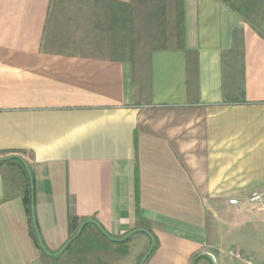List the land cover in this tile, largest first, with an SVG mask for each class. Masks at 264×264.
<instances>
[{
	"label": "crops",
	"instance_id": "0c3cea01",
	"mask_svg": "<svg viewBox=\"0 0 264 264\" xmlns=\"http://www.w3.org/2000/svg\"><path fill=\"white\" fill-rule=\"evenodd\" d=\"M137 1L0 0V264H58L35 223L57 253L89 220L154 240L144 264H245L225 226L264 212V0Z\"/></svg>",
	"mask_w": 264,
	"mask_h": 264
},
{
	"label": "rangeland",
	"instance_id": "374dc122",
	"mask_svg": "<svg viewBox=\"0 0 264 264\" xmlns=\"http://www.w3.org/2000/svg\"><path fill=\"white\" fill-rule=\"evenodd\" d=\"M165 1L168 2L169 0ZM137 2L141 3V5L154 3L152 8L154 6L157 7L155 0H138ZM143 13L147 14V22L152 25L150 27L151 33L149 32L147 37H152L154 47L156 46L155 44H160V46L164 44V41H161L159 37L161 36L160 31L166 29V27L169 32L167 45H172L176 38L174 37L176 34V22H172L170 25L167 19L161 25L163 11L152 9L141 12L138 9V25H141L139 24L140 20L144 18ZM173 27H175L174 33L171 30ZM141 37L140 39L144 41L143 35ZM225 227V232L230 234L231 243L241 246L246 255L250 254L254 264H264V212L232 217ZM115 248L116 245L107 240L96 229H89L80 243L74 244L72 250L66 251L65 255L59 257L58 264H66L67 262H70L68 264H137L140 262L142 256H139L140 252L136 246L132 245L130 252L123 259H120L121 256L116 253Z\"/></svg>",
	"mask_w": 264,
	"mask_h": 264
},
{
	"label": "trees",
	"instance_id": "16d2710c",
	"mask_svg": "<svg viewBox=\"0 0 264 264\" xmlns=\"http://www.w3.org/2000/svg\"><path fill=\"white\" fill-rule=\"evenodd\" d=\"M27 205H28V210L30 211V213L32 214V218L34 219L35 218V214H34V210H33V207H32V201H31V197H28L27 198V201H26ZM92 225L91 222H88L85 224L84 228H83V231L82 233L76 237L72 243H70V245L62 252L60 253L58 256L54 257V258H59L61 255H64L66 253V251H70L72 250L73 248V245L76 244V243H80V241H82V239L85 237L86 233H87V230L90 229V226ZM35 228H36V236H38V239H39V235H38V227H37V224L35 223ZM101 235L102 232L98 231ZM107 240H109L111 243H114L116 245V248H115V251L118 255H120L121 257L122 256H126L128 255L129 253V242L131 240V236L130 237H126L124 239H110L109 237L103 235ZM41 245V244H40ZM155 247V246H154ZM154 247L152 249V252L154 250ZM145 255V254H144ZM141 257V259L143 258V256ZM137 264H140V262H138Z\"/></svg>",
	"mask_w": 264,
	"mask_h": 264
},
{
	"label": "water",
	"instance_id": "95a60500",
	"mask_svg": "<svg viewBox=\"0 0 264 264\" xmlns=\"http://www.w3.org/2000/svg\"><path fill=\"white\" fill-rule=\"evenodd\" d=\"M5 159H7V158H0V161H3V160H5ZM32 188H33V184H32ZM32 207H33V210H34V200H33V202H32ZM89 221L96 223L94 220H89ZM89 221L84 222V223L80 226V228H79L77 234H76L73 238H71V239H70V240L64 245V247H63L59 252H57V253H50V252L46 249V247H45V245H44V243H43V241H42V238H41L40 232L38 231V235H39V238H40V240H41V246H42V248H43L48 254L58 255V254L62 253V252H63V251H64V250L70 245V243H72V241L82 233L85 224L88 223ZM101 230H102L103 233H104L107 237H109L110 239H115V238H113L110 234H108L103 228H101ZM144 231L151 235L150 231H148V230H146V229H144ZM129 235H130V234H128L127 236H125V238L128 237ZM151 236H152V235H151ZM153 246H154V240H153V242H152V244H151V246H150L148 252L145 254V256L143 257L142 261L140 262V264H144V262H145V260L147 259L148 255H149L150 252L152 251ZM205 255L208 256V257L213 261L214 264H217L212 254H210V253H206ZM197 259H198V258H197ZM195 261H196V260H195ZM194 264H195V262H194Z\"/></svg>",
	"mask_w": 264,
	"mask_h": 264
},
{
	"label": "built area",
	"instance_id": "2783aa9c",
	"mask_svg": "<svg viewBox=\"0 0 264 264\" xmlns=\"http://www.w3.org/2000/svg\"><path fill=\"white\" fill-rule=\"evenodd\" d=\"M249 201L252 203H259L262 202L264 200V193L262 192H254L253 194H251V196H249ZM230 203L233 205H237L239 204V199L237 198H232L230 199ZM234 256H236V258L240 259V260H244L245 264H254V261L252 259L251 256H246L243 252L241 251H233Z\"/></svg>",
	"mask_w": 264,
	"mask_h": 264
}]
</instances>
